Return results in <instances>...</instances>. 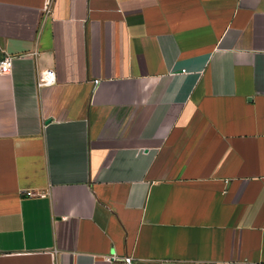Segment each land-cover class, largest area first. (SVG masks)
<instances>
[{"label":"crops","instance_id":"crops-1","mask_svg":"<svg viewBox=\"0 0 264 264\" xmlns=\"http://www.w3.org/2000/svg\"><path fill=\"white\" fill-rule=\"evenodd\" d=\"M0 53V264H264V0H0Z\"/></svg>","mask_w":264,"mask_h":264},{"label":"built area","instance_id":"built-area-1","mask_svg":"<svg viewBox=\"0 0 264 264\" xmlns=\"http://www.w3.org/2000/svg\"><path fill=\"white\" fill-rule=\"evenodd\" d=\"M2 55H1V59H0V74L7 75V74H10V72H11L14 56L3 54V53H2ZM42 77H43V80L39 84V86H41V87L51 86L56 82V78H55L56 73H55V71H53L51 69H47V70L43 71ZM27 195L28 196H35L34 193H30V192L27 193Z\"/></svg>","mask_w":264,"mask_h":264},{"label":"trees","instance_id":"trees-1","mask_svg":"<svg viewBox=\"0 0 264 264\" xmlns=\"http://www.w3.org/2000/svg\"><path fill=\"white\" fill-rule=\"evenodd\" d=\"M0 59H1V53H0Z\"/></svg>","mask_w":264,"mask_h":264}]
</instances>
